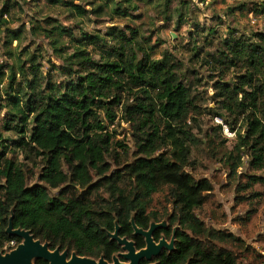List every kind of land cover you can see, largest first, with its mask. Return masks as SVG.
Segmentation results:
<instances>
[{
  "label": "trees",
  "instance_id": "16d2710c",
  "mask_svg": "<svg viewBox=\"0 0 264 264\" xmlns=\"http://www.w3.org/2000/svg\"><path fill=\"white\" fill-rule=\"evenodd\" d=\"M258 1V13L264 17V0ZM51 4L81 19L89 15L129 18V11L136 9L132 0H52ZM11 9L7 0L0 6L4 48L20 44L23 35V27L16 32L9 29ZM52 22L46 18L44 23ZM42 25L38 20L31 22L30 36L46 39L53 54L65 62L56 69L63 80L54 82L51 74L44 75L42 66L36 64L37 55L28 53V48L17 55L8 52L15 66L7 78L9 120L4 129L16 132L15 149L26 160L34 166L41 161L40 180L49 189L65 186L71 195L65 197L63 190L52 198L46 187L29 186L24 165L7 158L0 132V253L21 243L6 234L12 217L14 229L30 231L35 240L48 243L50 250L60 248L80 257L98 260L104 256L111 261L120 251L107 235L114 232L115 222L120 237L132 238L130 218L134 216L139 228L157 220L159 213L148 210L149 200L167 187L172 211L165 217L179 229L176 250L164 263L238 264L241 251L249 252L245 242L230 232L205 227L196 215L212 185L186 172L194 138L186 123L200 109L175 67L153 58V48L137 28L110 27L103 35L80 33L76 38L69 28L48 30ZM254 38V42L223 41L225 50L216 63L243 73L233 87L221 86L220 105L232 125L243 124L237 149L245 150L253 171H264V33ZM17 75L24 78L23 83H17ZM4 78L2 73L0 85ZM116 108L130 126L136 159L124 165L115 179H108V159L119 162L101 113L113 123ZM93 177L100 180L93 183ZM122 181L124 185L119 186ZM80 189L86 194H74ZM92 192L106 193L108 198L96 196L93 201ZM136 246L140 248L141 243ZM35 264L48 263L38 260Z\"/></svg>",
  "mask_w": 264,
  "mask_h": 264
},
{
  "label": "rangeland",
  "instance_id": "374dc122",
  "mask_svg": "<svg viewBox=\"0 0 264 264\" xmlns=\"http://www.w3.org/2000/svg\"><path fill=\"white\" fill-rule=\"evenodd\" d=\"M3 1L6 0H2L0 6ZM7 1L12 5L9 29L12 32L20 27L24 29L21 43L13 42L7 48L3 47L6 40L3 30L0 34V75H5L0 85V132L7 146V158L24 165L28 185L46 187L52 198L58 197L63 190L65 197L71 195V190H65V186L56 190L49 189L40 180L43 169L41 161L37 160L34 166L31 161L26 160L15 149L18 139L16 132L4 129L9 110L5 108L7 78L10 68L15 66V61L10 60L8 52L17 55L28 48V53L37 55L36 64L42 66L43 74H51L54 82H57L63 80V77H60L56 69L66 64L53 54L46 39L30 36L31 22L38 20L48 30L52 26L69 28L76 38L80 37V33L103 35L110 27L137 28L153 48V58L175 67L200 109L192 117L194 119L190 118L186 123L194 135L189 144L190 166L186 172L196 181L206 179L212 185V191L205 195L202 209L196 212L198 219L207 228L230 232L245 242L249 252L241 251L238 264H264V171H253L250 167L251 159L245 154V150L237 149L238 134L244 132L243 124L237 121L235 126L232 125V120L220 105L221 86L233 87L237 83V76L243 73L234 69L227 70V66L216 63L225 50L223 41L244 39L254 42L255 34L264 33V17L258 13L260 1L132 0V6L136 9L128 10L130 17H116L113 20L95 18L92 15L77 18L65 8L52 5V0ZM77 4L83 7L82 4ZM46 18L54 22L48 26L44 23ZM26 57L28 55L22 57V62ZM23 79L17 75V83H23ZM17 90L16 88L15 91ZM115 112L117 118L113 123L101 113L105 132L112 135L111 149L119 162L116 164L114 159H108L110 170L105 175L108 179H115L116 173L124 165L136 159L130 126L124 121L119 108ZM236 165L238 166L234 168ZM99 180L93 177V183ZM123 181L119 186L124 185ZM85 192L86 190L80 189L74 194L81 196ZM168 194L167 187L154 194L149 200L148 210L162 213L165 218V214L172 211ZM96 196L108 198V194L100 192H92L89 198L93 200Z\"/></svg>",
  "mask_w": 264,
  "mask_h": 264
},
{
  "label": "water",
  "instance_id": "95a60500",
  "mask_svg": "<svg viewBox=\"0 0 264 264\" xmlns=\"http://www.w3.org/2000/svg\"><path fill=\"white\" fill-rule=\"evenodd\" d=\"M131 223L134 234L142 235L146 238V249L136 251L132 242L128 241L126 238H120V228L116 222L114 233L108 234V236L111 241H116L118 245L121 246L123 253L119 254L117 257H113L112 263H109L103 258L94 260L77 256L75 253H72L69 256L68 251L61 252L60 248L50 250L48 243H42L40 240H35L30 231L14 229L11 217L6 229V234L9 237L19 238L21 243L8 253H0V264H35L38 260H42L48 264H139L143 259L149 261L152 254L157 255L161 250V247L163 245L166 246L164 241L155 245L151 238L152 232L161 225L151 224L148 231H143L136 227L133 219ZM164 225L165 224L162 223V226ZM119 257L125 262H120L118 259Z\"/></svg>",
  "mask_w": 264,
  "mask_h": 264
},
{
  "label": "flooded vegetation",
  "instance_id": "af4514ba",
  "mask_svg": "<svg viewBox=\"0 0 264 264\" xmlns=\"http://www.w3.org/2000/svg\"><path fill=\"white\" fill-rule=\"evenodd\" d=\"M160 215V216H159ZM158 216H157V220H153L151 219L149 222H148V225L146 228H139L136 224H135V218L134 216H132L130 218V221L129 223L131 224V228H132V219L134 220V224L136 225L137 228L143 230V231H148L151 224H157V225H161L159 227H157L151 234V238H152V241L154 242L155 245H158L161 241H164L166 246H169V247H166V246H162L161 247V250L159 251V253L157 255H151V258L150 260H146V259H143L139 262V264H165L164 262H166L165 260H168L170 259V257L173 255V253L175 252L176 250V245H177V230L179 229L178 226H172V224L170 223L169 221V218L165 217L162 219V213H160ZM143 223H145L144 221H142ZM162 223H164L165 225L162 226ZM116 224V222H115ZM114 224V225H115ZM119 226V225H118ZM115 231V230H114ZM120 231V230H119ZM132 238H127V237H123V238H126L128 241L132 242L134 244V247L136 249V251H139V250H142V249H146V238L142 235H135L134 234V230L132 228ZM114 233V232H113ZM108 234H112V233H108ZM107 234V235H108ZM109 237V236H108ZM120 237V236H119ZM122 238V237H120ZM110 239V238H109ZM111 241V239H110ZM111 242H116V241H111ZM138 243H141V247L140 248H137V244ZM117 246L120 248V251L114 253L112 256H111V261H107L109 263H112V258L113 257H117L119 254H122L123 251H122V248L121 246L118 245V243L116 242ZM55 250V249H54ZM63 251H68V250H63ZM61 251V252H63ZM69 253V251H68ZM74 253V252H73ZM72 253H69V256L71 255ZM100 258H104V256H101ZM99 258V259H100ZM98 259V260H99ZM120 262H125L122 258H118ZM95 260V259H94ZM127 263V262H126Z\"/></svg>",
  "mask_w": 264,
  "mask_h": 264
},
{
  "label": "built area",
  "instance_id": "2783aa9c",
  "mask_svg": "<svg viewBox=\"0 0 264 264\" xmlns=\"http://www.w3.org/2000/svg\"><path fill=\"white\" fill-rule=\"evenodd\" d=\"M10 245H11V247H14V246H15V243H14V242H12Z\"/></svg>",
  "mask_w": 264,
  "mask_h": 264
}]
</instances>
